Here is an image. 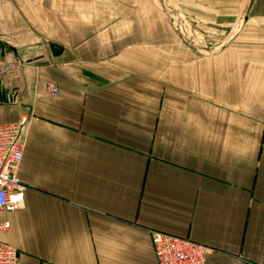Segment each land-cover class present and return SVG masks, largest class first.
<instances>
[{
    "label": "crops",
    "instance_id": "1",
    "mask_svg": "<svg viewBox=\"0 0 264 264\" xmlns=\"http://www.w3.org/2000/svg\"><path fill=\"white\" fill-rule=\"evenodd\" d=\"M68 14L0 0V124L27 118L24 207L0 235L18 264H158L154 229L208 246L206 264H264V70H149L141 42L70 38Z\"/></svg>",
    "mask_w": 264,
    "mask_h": 264
},
{
    "label": "rangeland",
    "instance_id": "2",
    "mask_svg": "<svg viewBox=\"0 0 264 264\" xmlns=\"http://www.w3.org/2000/svg\"><path fill=\"white\" fill-rule=\"evenodd\" d=\"M68 7L53 17L68 22L70 38L113 34L132 41L125 49L141 42L149 70L174 55L239 56L246 70H264V0H68Z\"/></svg>",
    "mask_w": 264,
    "mask_h": 264
},
{
    "label": "built area",
    "instance_id": "3",
    "mask_svg": "<svg viewBox=\"0 0 264 264\" xmlns=\"http://www.w3.org/2000/svg\"><path fill=\"white\" fill-rule=\"evenodd\" d=\"M52 95L59 94L54 83H47ZM27 118L18 122L0 124V235L10 229L6 212L24 207L26 183L19 174L23 159L24 142L21 139ZM152 243L158 264H206L210 248L201 242L161 230H151ZM19 250L0 236V264H18Z\"/></svg>",
    "mask_w": 264,
    "mask_h": 264
},
{
    "label": "water",
    "instance_id": "4",
    "mask_svg": "<svg viewBox=\"0 0 264 264\" xmlns=\"http://www.w3.org/2000/svg\"><path fill=\"white\" fill-rule=\"evenodd\" d=\"M1 51H2V54H4V48H2Z\"/></svg>",
    "mask_w": 264,
    "mask_h": 264
}]
</instances>
